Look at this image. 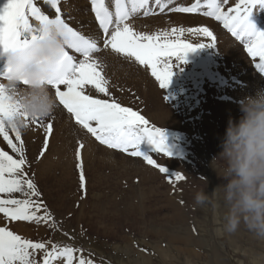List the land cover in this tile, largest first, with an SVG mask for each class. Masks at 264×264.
I'll use <instances>...</instances> for the list:
<instances>
[{
    "label": "rangeland",
    "instance_id": "rangeland-1",
    "mask_svg": "<svg viewBox=\"0 0 264 264\" xmlns=\"http://www.w3.org/2000/svg\"><path fill=\"white\" fill-rule=\"evenodd\" d=\"M0 1L3 3L4 0ZM189 2L191 1L176 0L166 4L168 7L162 14L167 18L163 21L150 20L131 25L135 31L145 33L179 28L182 25L174 23V15L197 14L168 9L179 8L177 6H184ZM238 2L239 0H228L223 8L227 11ZM79 4L83 6L82 2ZM151 7H157L155 14L146 18L161 13L153 0ZM207 10L205 5L198 15L212 25L182 27L195 29L209 26L214 35L219 32L215 44H224L223 50H217L216 45L205 46L187 53L186 62L174 58L173 75L167 87H159L150 69L137 65L133 60L115 54L110 49H103L101 42L102 50L94 55L105 65L104 72L109 80L110 95L98 93L91 86L86 89L89 95L101 99H116L123 106L139 111L150 124L163 129L170 155L155 150V146L146 137L139 147L165 167L167 175L178 172L185 179H173L170 183L166 174L147 164L142 157L131 156L100 143L83 127L84 136L71 129L72 127L69 128L67 120L60 112L67 114L74 123L75 119L59 103L55 90L50 87L56 108L49 116L42 118L44 127L38 126L40 121L33 123L29 120V126L22 127L20 131L27 159L24 170L40 193L32 199L43 201L51 220L47 223L12 221L0 213V227H7L24 239L44 242L49 250L52 244L72 246L80 250L74 256L82 255L91 259L94 264H264V241L255 239L243 225L235 233L224 231V209L220 203L215 207L211 204L203 207L195 205L196 192L203 189L211 193L223 182L211 167L212 158L221 151V139L229 118H239L240 101L251 95L246 93V87L253 80H264V72L256 65L258 58L254 60L248 54L244 41L234 37L223 27L222 22L203 15ZM250 19L259 30H264V6L256 5ZM30 21L35 24L31 18ZM180 38L192 43L211 41V38L202 34L187 31ZM133 70L141 78L129 76L128 73ZM65 88L66 86H61V90ZM159 118L162 121L157 120ZM48 123L52 124V132L47 137V149L43 151V156L41 153ZM5 126L8 127L7 124ZM8 131L9 136L16 142L15 133L11 128ZM51 143L54 144L52 148L55 145L57 149L61 148L58 150L60 153L55 149L59 155L54 149L48 148ZM79 143L88 145L95 151L104 148L108 153L104 155L106 161L104 157L100 161L94 158L91 163H87L86 159L82 160L84 188L81 187L80 169L77 167L79 161L76 151ZM0 148L13 154L2 136ZM66 149L70 150L69 153L72 150L73 158L71 171L64 175L63 169L69 168L65 164L61 167L59 160L64 154L67 155ZM99 153L101 152L97 151L95 155L101 158ZM46 154L48 158H45ZM58 156L61 158L58 159ZM81 157L83 158L82 155ZM130 159L141 167H148V170L155 169L158 172L155 183L150 184V177L142 180L145 178L141 177L144 173H134ZM47 162H56L53 169L47 167ZM14 195L24 198L21 193ZM38 214L42 215L43 212ZM43 256L44 250L35 251L34 259L37 264H43ZM54 264H64V261L58 260ZM73 264H77V261L74 260Z\"/></svg>",
    "mask_w": 264,
    "mask_h": 264
},
{
    "label": "snow or ice",
    "instance_id": "snow-or-ice-1",
    "mask_svg": "<svg viewBox=\"0 0 264 264\" xmlns=\"http://www.w3.org/2000/svg\"><path fill=\"white\" fill-rule=\"evenodd\" d=\"M55 9L54 18L45 14L36 0H4L0 5V56L6 53H27L37 39L49 25H56L67 38L66 47L62 48L55 60L51 63V71L47 79L49 87L55 90L59 103L72 114L75 122L87 130L97 141L112 148L119 149L131 156L142 157L147 164L166 174L167 169L158 164L153 157L141 151L140 144L146 137L160 153L170 155L167 150L164 130L150 124L137 110L123 106L116 99H101L86 92L91 86L98 93L110 95L109 80L105 75V65L94 54L100 52L101 46L94 36L82 34L81 31L69 26L61 16L59 0H44ZM160 12H164L167 5L163 0H153ZM172 0H168L171 3ZM114 11L110 9L108 0H91L92 8L99 28L102 30L103 49H110L113 53L133 60L140 66L150 69L151 75L158 82L160 88H165L173 75V59L186 62L187 53L205 46H215L216 37L206 26L195 29L183 27L161 30L155 33L137 32L128 23L129 19L141 13L144 16L155 14L150 0H111ZM228 0H195L188 7L171 8L169 11L182 13H198L206 5L207 11L203 15L214 17L222 22L234 37L245 43L246 50L253 59L259 60L257 67L264 72V30H259L252 22L250 16L256 5L264 6V0H239L235 7L224 10L223 5ZM31 20L38 23L33 24ZM185 31L202 34L211 38L208 43H192L180 38ZM69 49L80 53L83 59H77L70 54ZM0 76L11 81L10 64L5 61L0 65ZM27 84V81H24ZM66 86L61 90V86ZM10 83H0V136L7 143L9 151L0 148V213L12 221L49 222L51 216L43 201L32 199L40 193L33 181L27 178L24 168L27 159L24 155V142L21 139L22 127L40 121L41 117H27L25 123L18 127L13 121L19 111L18 104L13 101L10 94ZM7 124L8 127L5 125ZM95 125V126H94ZM8 128L15 133V141L9 136ZM44 149H47V137L52 132V124L46 128ZM18 142V143H17ZM83 143H79L76 158L79 161L81 187L85 186L83 161L81 150ZM169 182L184 180L180 173L167 175ZM21 193L24 198L14 194ZM43 212L42 215L38 214ZM32 251H29V250ZM36 250H44L43 264H54L62 260L64 264H94L91 259L82 255L74 256L79 252L72 246L52 244L51 249L44 242H33L24 239L7 227H0V264H37L34 259ZM30 257H33L30 259Z\"/></svg>",
    "mask_w": 264,
    "mask_h": 264
},
{
    "label": "clouds",
    "instance_id": "clouds-1",
    "mask_svg": "<svg viewBox=\"0 0 264 264\" xmlns=\"http://www.w3.org/2000/svg\"><path fill=\"white\" fill-rule=\"evenodd\" d=\"M67 38L56 25H49L27 53H6L10 64V94L19 106L14 123L21 127L33 116L47 117L55 98L47 84L51 63L66 47ZM27 81V84L24 83ZM241 115L230 117L221 139V151L211 167L222 179L209 193L196 192L195 205L224 209V231L235 233L243 225L252 236L264 241V88L240 101Z\"/></svg>",
    "mask_w": 264,
    "mask_h": 264
},
{
    "label": "bare ground",
    "instance_id": "bare-ground-1",
    "mask_svg": "<svg viewBox=\"0 0 264 264\" xmlns=\"http://www.w3.org/2000/svg\"><path fill=\"white\" fill-rule=\"evenodd\" d=\"M172 1H176V0H172ZM189 1V0H188ZM191 2H189V3H187L186 5H184V6H177V7H186V6H190V5H192L194 2H195V0H190ZM0 2H2V1H0ZM4 2V1H3ZM79 2L81 3H83L82 5L83 6H81L80 4H79ZM108 2H109V7H110V9L111 10H113L114 11V6L112 5V3H111V0H108ZM36 3H37V6H39L40 8H41V10L42 11H44L45 12V14H47V15H49L50 16V18H54V16H55V9H53L52 7H51V5L50 4H46L45 2H44V0H36ZM163 3H165V4H168V0H163ZM3 3H0V5H2ZM151 4H152V0H150V7H151ZM179 5V4H178ZM59 6H60V8H61V16H62V18L65 20V22L66 23H68L69 24V26H71V27H73L74 29H76V30H78V31H81L82 32V34H85V35H89V36H94V37H96L97 39H98V42H99V44H101V42H102V37H103V33H102V30L99 28V26H98V22H97V20H96V18H95V15H94V13H93V11H92V6H91V0H67V2L66 1H60L59 0ZM167 7H168V5H167ZM166 7V8H167ZM173 7V6H172ZM152 8V7H151ZM258 8V7H257ZM157 9V7L156 8H154V10H156ZM86 11V13H84ZM201 12V11H200ZM261 13V12H260ZM197 15H192V14H187V15H180V14H177V15H174L173 17H174V19H175V22L174 23H177V24H179L180 26L182 25V26H184V25H187V26H194V25H204V24H206V25H212L210 22H208V20H205V19H203V18H201L198 14L199 13H196ZM202 14V13H201ZM171 14H169V16H170ZM152 16V15H151ZM172 16V15H171ZM165 18H167L166 16H165V14H162V12L161 13H159L158 15H156L155 17H149V18H146V16H144L143 14H142V12L141 13H138V14H136V15H134V16H132L130 19H129V21H127L128 23H130V24H133V25H138V24H140V23H143V22H149L150 20H156V21H163ZM209 19V18H208ZM34 21V20H33ZM158 21V22H159ZM190 21H192V22H190ZM210 21V20H209ZM217 21V20H216ZM34 23L36 24V23H38V22H36V21H34ZM153 25V24H152ZM173 25H175V24H173ZM205 25V26H206ZM181 26V27H182ZM179 27V26H178ZM177 28V27H176ZM208 28H209V26H208ZM135 29V28H134ZM223 30V29H222ZM151 31V30H150ZM214 31V30H213ZM219 33V32H218ZM217 33V34H218ZM216 34V35H217ZM201 35V34H200ZM216 35H215V37H216ZM220 35V34H219ZM231 35V34H230ZM188 36V35H187ZM232 37V36H231ZM220 38V37H219ZM192 40V39H191ZM234 40V39H233ZM232 40V41H233ZM224 41H226V40H224ZM217 42H219V40L217 41ZM226 44V43H225ZM224 44H222L221 42H220V44H218L217 43V45H216V48H217V50L219 49V50H223V48H224V46H223ZM228 45V44H227ZM236 45H237V43H236ZM230 46V45H229ZM207 47V46H206ZM228 47V46H227ZM232 47V46H231ZM228 49V48H227ZM230 49V48H229ZM225 50V49H224ZM104 51V50H103ZM108 51H110V50H108ZM226 51V50H225ZM230 51V50H229ZM69 52H70V54H72V55H74L78 60L79 59H83V56H82V54H80V53H76L74 50H72V49H69ZM105 52V51H104ZM111 52V51H110ZM219 52V51H218ZM223 52V51H222ZM224 53V52H223ZM228 53V52H227ZM226 53V54H227ZM106 54V53H105ZM107 54H108V52H107ZM214 54V53H213ZM109 55V54H108ZM221 55V54H220ZM230 55V53L228 54V56ZM234 55V54H233ZM232 56V55H231ZM119 58V57H118ZM238 58V57H237ZM4 56H0V65H3V63H4ZM235 61V60H234ZM231 63V62H230ZM138 65V64H137ZM242 65V64H241ZM233 68H235V66L233 67ZM235 71V70H234ZM134 70L133 71H130L129 73H128V75L129 76H131L132 78H141V77H139V76H137L136 75V73H135V76H134ZM228 75V74H227ZM180 78V77H179ZM141 80V79H140ZM139 80V81H140ZM136 81H138V80H136ZM138 81V82H139ZM0 83H3V84H5V85H8L9 84V82L8 81H4V79H0ZM152 84V83H151ZM63 86V85H62ZM258 88H264V80H262V79H258V81L257 80H253V81H251L250 82V84L246 87V93L247 94H254L255 93V91L258 89ZM124 98V97H123ZM226 106H228V105H226ZM60 107V106H59ZM54 108H56V107H54ZM54 111V110H53ZM54 113H57V112H54ZM60 114L61 115H63L64 117H65V119L67 120L66 122V124L69 126V128H71V129H74L75 131H77V132H79L81 135H83L84 136V131L82 130V128H81V126L80 125H78L77 123H74L73 121H71L70 120V118H69V116L67 115V114H64V113H61L60 112ZM162 115H164V114H162ZM237 116V115H236ZM53 118V117H52ZM153 118V117H152ZM151 118V119H152ZM155 119V118H154ZM162 118H159V119H157V120H159V121H162L161 120ZM47 120V119H46ZM61 120V119H60ZM62 121V120H61ZM152 121V120H151ZM227 121V120H226ZM63 122V121H62ZM225 123V122H224ZM32 124V123H31ZM155 125V124H154ZM164 125V124H163ZM179 125V124H178ZM224 126H226V125H224ZM60 127H62V125H60ZM227 127V126H226ZM22 129V128H21ZM39 129V128H38ZM68 129V128H67ZM66 129V130H67ZM71 129H69V131L71 130ZM224 129V128H223ZM24 130V129H23ZM73 130V131H74ZM215 130V129H214ZM170 131V130H169ZM65 132V131H64ZM87 132V131H86ZM88 133V132H87ZM165 133V132H164ZM75 134V133H74ZM27 135H28V133H27ZM30 136V135H29ZM44 136V135H43ZM66 136V135H65ZM69 136V135H68ZM67 136V137H68ZM28 138V137H27ZM73 138V137H72ZM216 138V137H215ZM71 139V138H70ZM78 139V138H77ZM81 140H83V139H81ZM52 141V140H51ZM66 141V140H65ZM87 141V140H86ZM32 142V141H31ZM217 142H219V141H217ZM50 143V142H49ZM63 143V142H62ZM61 143V144H62ZM168 144V143H167ZM33 145V144H32ZM38 145V144H37ZM52 145H54V144H52L51 143V145H49L48 146V148L51 150V148L53 147ZM142 145V144H141ZM218 145V144H217ZM32 147V146H31ZM37 147V146H36ZM74 147V146H73ZM52 149H56L57 151L58 150H61V148L59 149H57V147H56V145L54 146V148H52ZM63 149V148H62ZM65 149V148H64ZM219 149H220V147H219ZM34 150V149H33ZM55 150V152L58 154V152ZM172 150V149H171ZM69 149H66L65 150V153H67V155L66 154H64L63 155V157L61 158V157H57L58 159H60L61 158V160H59V162L61 163V167H62V165H66V166H68V168H69V170H67V168H65V169H63V174L64 175H67L68 174V172H70L71 171V164H72V155H71V153H72V150H71V152L69 153ZM97 151H100L101 153H99V154H101V158H99L100 156L99 155H95L96 154V152ZM97 151H95L94 149H91L88 145H85L84 147H83V149L81 150V155L83 156V158H82V160H84V159H86V161H88L87 163H91L92 162V160L95 158H97L99 161L100 160H102L103 158L102 157H104V155L106 154H108L107 152H106V150L104 149V148H102V149H100V150H97ZM46 153V152H45ZM51 153V152H50ZM60 153V152H59ZM219 153V152H218ZM53 154V153H52ZM63 154V153H62ZM110 154V153H109ZM59 155V154H58ZM121 155V154H120ZM44 156V155H43ZM111 156H113L112 154H111ZM115 156V155H114ZM49 156H48V154H46V156H45V158H48ZM185 157V156H184ZM44 158V159H45ZM105 158V157H104ZM119 158V157H118ZM41 159V158H40ZM57 159V160H58ZM122 160H124L125 158H121ZM42 161V160H41ZM44 161V160H43ZM47 161H49V159L47 160ZM105 161H106V158H105ZM114 161H115V159H114ZM128 161V160H127ZM130 161H132L131 159H130ZM50 162V161H49ZM59 162H57V163H59ZM84 162V161H83ZM56 163V162H55ZM55 163H53L52 164V162L51 163H48L47 162V167L50 169V168H52L53 166H55L54 164ZM59 163V164H60ZM96 163V162H95ZM105 163H107V162H105ZM111 163V161L110 162H108V166H109V164ZM170 163V162H169ZM85 164H86V162H85ZM186 164V163H185ZM84 165V164H83ZM38 166V165H37ZM36 166V167H37ZM44 166H46V165H44ZM57 166V165H56ZM132 166V167H131ZM131 169H132V171L134 172V173H136L137 171L138 172H140V173H144L141 177H143V176H145V178H142V180H144L145 181V179H147V177H150V184H154L155 183V181H156V178H157V174H158V172L155 170V169H153V168H150V170H148V167H145V166H143V167H141V166H139V165H137L136 163H134L133 161L131 162ZM172 166V165H171ZM41 167V166H40ZM60 167V168H61ZM94 167V166H93ZM32 168V167H31ZM43 168V167H42ZM47 168V169H48ZM91 168V167H90ZM170 169H171V167H169ZM179 168V167H178ZM183 168V167H182ZM41 169V168H40ZM53 169V168H52ZM130 169V170H131ZM176 169V168H175ZM46 170V169H45ZM45 170H44V172H45ZM43 171V170H42ZM125 171H126V169H125ZM40 172H41V170H40ZM65 172H67V173H65ZM127 173V172H126ZM61 174V173H60ZM70 174V173H69ZM201 176V175H200ZM74 177V176H73ZM166 177V176H165ZM102 178V177H101ZM95 181V180H94ZM174 181V180H173ZM74 182V181H73ZM117 182V181H116ZM71 184V183H70ZM144 184V183H143ZM93 185V184H92ZM156 185H158V184H156ZM158 187V186H157ZM92 188V187H91ZM135 190H138L137 188H135ZM140 194H141V192H140ZM169 195V194H168ZM107 199V198H106ZM134 200H136V199H134ZM129 201V200H128ZM130 205V204H129ZM223 211V210H222ZM193 217V216H192ZM148 219V218H147ZM157 220V219H156ZM160 221V220H159ZM17 224H19L20 226H21V223L20 222H18ZM203 224L205 225V221L203 222ZM43 225V224H42ZM19 226V227H20ZM41 226V225H40ZM16 227H17V225H16ZM25 228V227H24ZM17 229V228H16ZM19 229V228H18ZM38 229V228H37ZM35 231V230H34ZM19 232V231H18ZM21 232V231H20ZM19 232V233H20ZM253 239V238H252ZM194 241V240H193ZM232 243V242H231ZM240 243V242H239ZM234 244V243H233ZM239 246V245H238ZM173 250V249H172ZM252 250V249H251ZM159 251V250H158ZM183 252V251H182ZM248 252V251H247ZM246 253V252H245ZM261 254V253H260ZM251 257V256H250ZM140 260V259H139ZM254 264V263H253Z\"/></svg>",
    "mask_w": 264,
    "mask_h": 264
}]
</instances>
